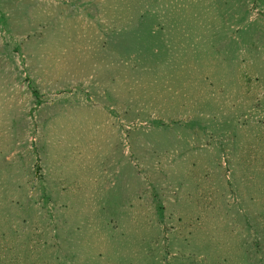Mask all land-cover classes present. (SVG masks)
Returning a JSON list of instances; mask_svg holds the SVG:
<instances>
[{"label":"rangeland","instance_id":"rangeland-1","mask_svg":"<svg viewBox=\"0 0 264 264\" xmlns=\"http://www.w3.org/2000/svg\"><path fill=\"white\" fill-rule=\"evenodd\" d=\"M0 264H264V0H0Z\"/></svg>","mask_w":264,"mask_h":264}]
</instances>
